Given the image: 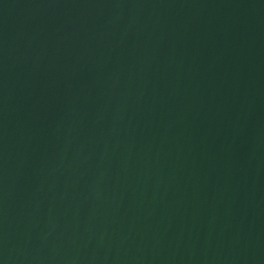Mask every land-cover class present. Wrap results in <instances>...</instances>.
<instances>
[{"label":"water","instance_id":"obj_1","mask_svg":"<svg viewBox=\"0 0 264 264\" xmlns=\"http://www.w3.org/2000/svg\"><path fill=\"white\" fill-rule=\"evenodd\" d=\"M0 264H264V0H0Z\"/></svg>","mask_w":264,"mask_h":264}]
</instances>
